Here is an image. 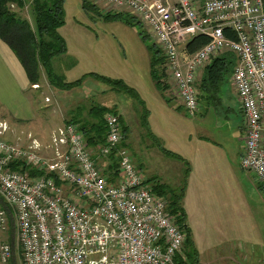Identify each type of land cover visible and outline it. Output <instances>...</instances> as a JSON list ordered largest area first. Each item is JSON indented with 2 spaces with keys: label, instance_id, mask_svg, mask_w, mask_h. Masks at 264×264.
<instances>
[{
  "label": "built area",
  "instance_id": "built-area-1",
  "mask_svg": "<svg viewBox=\"0 0 264 264\" xmlns=\"http://www.w3.org/2000/svg\"><path fill=\"white\" fill-rule=\"evenodd\" d=\"M109 11L135 17L162 51L177 98L189 118L200 109V74L232 53L231 75L245 125L241 166L264 187V0H98ZM231 29L236 39L226 36ZM209 41L190 53L186 44ZM103 146L92 150L76 124L54 135L52 160L39 144L0 139V264H183L186 234L126 149L118 178L106 164L123 142L119 115L106 118ZM7 124L0 123V130ZM25 163L41 173L12 169ZM56 180L62 185H57ZM12 213L13 216H10ZM11 217L14 218L11 232Z\"/></svg>",
  "mask_w": 264,
  "mask_h": 264
},
{
  "label": "rangeland",
  "instance_id": "rangeland-1",
  "mask_svg": "<svg viewBox=\"0 0 264 264\" xmlns=\"http://www.w3.org/2000/svg\"><path fill=\"white\" fill-rule=\"evenodd\" d=\"M89 1L101 14L84 9L83 0H64V24L59 33L68 52L53 60L55 72L67 82H75L88 74L122 80L138 93L140 101L114 92L108 85L89 77L80 87L82 93L74 91L60 96V109L56 110L49 98L50 88L44 85L39 89L42 93L30 92L39 99L34 105L37 119L28 125L13 127L22 133L9 131V127L0 130V139L28 148L27 141L33 140L29 134L32 132L37 139H44L40 154L52 160L55 134L45 119L55 127L64 124L68 109L81 105L86 114L91 105L109 108L116 105L129 130L126 150L136 167L147 180L156 178L183 192V224L194 233L201 257L210 259L212 264H264V187L254 173L241 166L246 131L240 106L229 84L232 74L222 86L220 100L208 105L199 98V114L189 118L177 98L166 64L161 81L167 92H163L174 105L168 104L155 87L149 49L154 40L143 38L144 27L110 17L108 14L114 11L98 0ZM22 13L35 28L31 9H24ZM144 116L151 131L142 126ZM164 150L184 160L167 156ZM0 207H7L1 197ZM10 224L12 232V217Z\"/></svg>",
  "mask_w": 264,
  "mask_h": 264
},
{
  "label": "trees",
  "instance_id": "trees-1",
  "mask_svg": "<svg viewBox=\"0 0 264 264\" xmlns=\"http://www.w3.org/2000/svg\"><path fill=\"white\" fill-rule=\"evenodd\" d=\"M26 0H0V40L3 41L17 56L19 62L23 66L27 78L31 86L40 85L43 71L45 73L48 84L60 91H72L83 85L87 78H93L96 81L108 85L114 92L124 93L129 97L140 101L138 93L130 88L122 80H114L109 77L98 74H88L82 79L75 82H67L65 78L55 72L53 67V60L56 57L67 54V46L64 38L60 35L59 29L64 24L63 5L64 0H32L31 7L36 29L33 30L29 21L19 15L13 8L23 9L26 6ZM83 8L86 10H94L99 14V8L91 3L89 0H83ZM108 16L126 20L128 24L139 25L142 24L133 16L123 13H109ZM143 27V26H142ZM225 34L231 39H236V34L231 29H226ZM143 38L151 40V37L146 31L141 32ZM208 37L199 35L192 38L187 44L186 48L190 53H194L207 44ZM150 52L152 54L150 69L151 76L159 90H164L166 85L161 81L165 76L166 58L162 51L155 43L150 44ZM237 63V58L232 53H227L221 57L216 58L204 70L203 76L199 83V98L201 101L209 104H215L219 100V95L222 91V86L228 81ZM164 68L160 70L159 68ZM200 101V100H199ZM181 108V107H180ZM109 114H117L114 108L94 105L90 111V120L79 121L73 118L67 121V124H76L82 131L87 145L92 150H97L98 147L106 143L107 126L106 118ZM120 123L122 126L124 141L112 152L106 164V175L110 180L114 181L118 178V151L128 147L126 140L128 138L129 130L125 125L121 116ZM147 116L143 117L142 126L150 130ZM151 131V130H150ZM167 156L184 160L179 155L164 150ZM12 169L20 170L28 173L31 177L40 176L41 173L36 169L26 165L25 163H14ZM139 170H141L139 168ZM151 184L154 192L159 196H164L168 200V211L171 215L176 217V222L186 234V241L184 245L187 261L183 264H196L198 259V251L194 246L192 232L187 224H183L185 220V213L183 210L182 191L170 187L166 183H162L156 178L147 180ZM57 185L62 183L56 180Z\"/></svg>",
  "mask_w": 264,
  "mask_h": 264
},
{
  "label": "crops",
  "instance_id": "crops-1",
  "mask_svg": "<svg viewBox=\"0 0 264 264\" xmlns=\"http://www.w3.org/2000/svg\"><path fill=\"white\" fill-rule=\"evenodd\" d=\"M26 3L27 4H26L25 8H23V9H18L15 6H13V8L16 12L19 13L20 16H22L23 18L28 20L29 17H24V15H22L23 14L22 11L24 9L30 8L31 9V15H32L31 17H33V12H32V7H31L32 0H26ZM33 19H34V17H33ZM31 27H32V25H31ZM32 29L35 30L36 27L35 28L32 27ZM204 70L200 74L199 82L201 81ZM41 73H42V77H41L40 85L31 86L30 82L27 78L26 72H25L23 66L21 65V63L19 62L17 56L3 41L0 40V123H6L7 128L9 127V131L13 130L16 133H20V132L22 133V131H18V132L15 131L13 127L22 126V125H26V124L28 125L29 123L34 122V120L37 119L35 112H34V108H35L34 105L36 103H38L39 99L35 95L32 96L30 94L31 91H34V92L39 91L42 93L43 91H40L39 89H41L42 86H44V85H46L48 88H50L49 91L51 92V96L53 95V97L50 96L49 98L50 99L52 98V100L55 104L56 110L60 109V106H59L60 105V103H59L60 96H63L65 94H68V93H71L74 91H80V87L75 88L72 91L57 90L48 84L45 73L43 71H41ZM229 82H230L229 84L231 86V89L234 92V97L236 98L237 103L240 106V102L238 99V95L236 93V89L232 85L231 81H229ZM83 85H84V83H83ZM166 90H167V87L164 88L163 91H166ZM99 91H102V89ZM159 91L162 92L163 98L165 99V101L168 104L171 103L172 105H174L172 103V101L168 98V96L165 94V92H163L162 90H159ZM91 92H93V91L91 90ZM92 95H94V94H92ZM220 96H221V94L219 95V100H220ZM204 103H206L208 105H212V104H209L207 102H204ZM93 106L94 105H91V108L88 110V112L86 114L84 112V108L81 105L75 109H68L67 114H66V118L61 114V116L64 117V118L62 117L64 124L61 123L60 125H56L55 127L53 125L51 127L49 122H46V119L44 120V122L47 124L48 128H52L51 133L56 135V134H58V132L61 129H64V127L67 124V121H69L73 118H76L79 121L90 120V118H91L90 111H91ZM103 107H109V106H103ZM113 108L116 109V111L118 112V108L116 107V105ZM240 110H241V107H240ZM41 115H43V113ZM118 115L121 116L119 113H118ZM26 133H27V130H26ZM29 134L33 140L27 141V145L30 143L29 146H31L32 145L31 143H33V141H35V143L39 144V149H41L42 144H44V142H43L44 139L42 137H41L42 139H37L35 136H33L34 133H32V132H30ZM8 143H11V142H8ZM11 144L16 145L18 143H11ZM25 148H26V146H25ZM192 238H193L194 246L197 248L198 254H199L198 259L196 260V264H212V261L210 259L204 260L201 257L200 251L198 249L199 247H198L197 239H196L194 233L192 234Z\"/></svg>",
  "mask_w": 264,
  "mask_h": 264
}]
</instances>
